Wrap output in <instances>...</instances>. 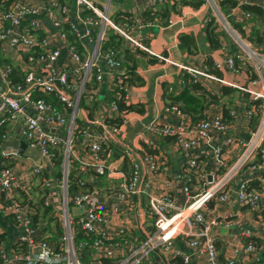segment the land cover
<instances>
[{
  "label": "built area",
  "instance_id": "built-area-1",
  "mask_svg": "<svg viewBox=\"0 0 264 264\" xmlns=\"http://www.w3.org/2000/svg\"><path fill=\"white\" fill-rule=\"evenodd\" d=\"M164 1L147 0L146 9L154 11ZM233 1L236 3L233 8L250 4L264 10V0L258 3ZM73 2L69 7L63 0H0V143L22 140L45 163L44 166L35 165L28 159L30 165L20 163L21 167L15 171L16 168L6 165L15 154L0 152V220L11 215L10 224H16L17 231L23 234L16 235L13 243L27 246V251L20 253L0 245V264H101L100 259H108L112 264H141L151 253L162 258H176L175 264H219L211 231L219 224L233 225L235 222L227 214L219 218L205 217L208 206L211 203L228 207L237 204L256 210L261 205L260 194L264 192V50L260 46L253 47L240 36L247 38L248 35L230 28L224 17L227 15L222 16L216 0H202V5L214 10L218 25L234 44V50L224 62H214L213 66L234 74L245 67L246 81H231L201 67L175 66L190 75L193 82L203 78L239 91L247 104L242 108H228L225 117L207 111L199 119H192L177 105L164 106V111L173 114L177 122L148 125L146 130L151 136L137 149L141 151L145 146L141 156L134 158L128 148L116 150L129 168L127 175L122 174L118 182L111 209L119 216L131 213L136 224H142L146 218L151 221V228L143 233L142 239L123 250L127 242H118L116 234L123 232L124 225L111 226L106 213L100 211L101 205L95 202L96 190L67 193L68 173L77 178L86 166L81 163L74 167L69 162L71 140L77 136L86 142L93 160V175H103L104 157L108 155L106 150L111 141L106 134L119 133L127 113L120 112L114 102H108L103 121L92 118L88 100L104 91L101 84L109 86L105 84L107 76L114 78L116 83L113 97L122 98L126 103L129 89L121 82L125 72L115 61L116 48L101 47L109 29L127 44L163 62L173 63L141 42V30L157 24L144 22L139 16H129L135 20L133 25L124 21L117 25L105 9L91 0ZM82 8L92 15H82ZM240 15L246 27L251 16L242 11ZM73 42H78L80 47ZM106 90L112 92V89ZM44 96L50 97L49 102ZM80 103L85 107L79 106ZM115 117L121 120L120 124L106 121ZM231 127L233 131L227 133ZM154 135L155 139H151ZM158 138H167L182 156L178 171L183 177L180 188L183 202L179 204L171 193L162 192L148 197L142 207L140 198L147 193L140 188V163H147L152 173L168 169L156 153ZM232 149L237 150V154L227 165ZM54 150L62 151L58 180L61 198L53 192L50 176L42 174V170L52 164ZM38 182L46 190L44 194L38 193L39 198L33 203L30 202L35 193L32 185ZM15 191L23 192L25 199L19 200ZM58 201L61 205L56 211L54 206ZM39 207H50L49 214L59 222L63 232L62 245L55 246L51 238L48 239L51 236L43 229L51 224L48 217L41 218L39 224L33 221L38 217ZM70 207L80 208L79 214H71ZM79 233L80 239L77 238ZM180 235L187 252L171 246L173 238ZM242 235L251 236L247 230ZM257 248V242L243 241L231 249L222 262L264 264V260L260 262ZM90 256L93 260H86Z\"/></svg>",
  "mask_w": 264,
  "mask_h": 264
},
{
  "label": "crops",
  "instance_id": "crops-1",
  "mask_svg": "<svg viewBox=\"0 0 264 264\" xmlns=\"http://www.w3.org/2000/svg\"><path fill=\"white\" fill-rule=\"evenodd\" d=\"M91 1L95 5L105 9L109 17L114 16L117 12L128 13L130 17H142L141 13L147 10V0ZM253 1L258 3V0ZM63 2L69 7L74 4L73 0H63ZM172 2L173 0H165L163 2L165 3L164 5H167V8L164 5H158L156 7V9L162 7L167 13H164L160 18L155 17L154 24H157V26L142 29L141 35L143 34V30H150V33H148L150 36L148 41L145 42V45L152 52L164 54V56L173 64L169 62H160L152 65H147L141 62L139 63L140 66L136 68L135 74L139 75L140 83H136L134 81L133 86L130 84L129 89L126 92V104H139L141 111L139 113L134 111L128 112L125 114V122L121 131L117 134H106V137L111 141L109 142L108 150H106L108 155L107 157H104V174L101 176L93 175L91 168V162H93V160L91 155H89L88 148L84 140L82 142L81 138L77 136L72 137L69 148V162L74 167L81 163H85L86 165L83 167V170H80V174L77 178H72L74 191L83 192L92 189L96 190L97 194L95 202L101 205L100 211L106 213V216L110 219L111 226L112 224L115 227L124 225L123 232L120 235L116 234L117 238L115 237L118 242L120 241V243L122 240L127 242L125 247H123V250H126L128 246L129 248L135 246L142 239L143 233L151 228V221L146 218L142 224H136V221L133 219L131 213H124L119 216L114 214L111 209L110 204L111 202H114L113 197L116 192L115 190L118 182L121 178H123L122 174L127 175L129 168L126 161L123 160V156L116 150L128 148L132 152L134 158L141 156V151L145 149V146L141 151H137V149H139L138 145H144L147 135L151 136L146 130L148 125L151 123L177 122V119L174 118L175 116L173 114L164 111V106L168 105L170 102H172L173 105H177L181 111L187 113L192 119H199L203 117L207 111L211 114H221L225 117V113L228 108L234 106L242 108L247 104V99L239 91L231 88L230 92L232 93H224L220 87L217 88L218 85L216 83L208 82L203 78H198L195 82L192 81L193 84H191L193 86L183 93L176 101L170 100L168 95L163 94L165 90L168 91V88H166L167 86H176V81L182 74L181 70H179L175 64L196 67H203L202 65L205 64L208 66L207 68L209 70L213 67L214 62L219 61L223 63L225 58L234 50L232 40L224 28L218 25L217 20L215 19L214 10L211 9L209 5L201 4L198 6L200 8L199 10L198 7L190 8L187 6H179L176 8L177 11H171L169 6ZM114 4H118L119 7L115 9L113 6ZM82 9V15L89 14L87 9ZM221 13L222 16L227 15V17H224L230 28L237 32H241L243 35H249L252 32L253 26H257L258 28L257 20L253 19H250L248 25L243 27L245 21L241 18L240 8L232 7L225 12L222 11ZM168 20L170 22L169 25L167 24ZM210 20L213 21V25L215 26L214 31L217 33L218 47L216 48H210L209 44L204 39L205 33L203 28L205 23ZM180 34H188L193 38V42L189 44V48L191 49L189 53L182 45L179 44ZM75 45L80 47L78 42H76ZM207 60L209 61L208 64L205 63ZM123 64L128 67L130 66V62H123ZM245 72V67H241L240 72L237 74L228 72L225 69L217 70V74L221 77L238 83H244L246 81L247 77ZM105 84L109 86L104 87L101 84L100 86L103 87L104 91H101L99 95L97 94V97L94 96L88 100L90 102V116L92 118L101 119L102 121L105 116V104H108V102L111 101V99H109V101L107 100L108 98L114 96V88L116 86L114 78L109 76H107ZM106 89H112V92H107ZM233 91H236L235 94H233ZM180 92L181 90H178L176 94ZM176 94H172V96ZM105 101L106 103H104ZM227 130V133L233 131L232 127ZM237 130L238 128H236L235 131ZM155 149L159 158L167 164L168 169L164 172L152 173L149 171L147 163H140L142 172L140 188L147 194L140 198L139 204L142 207H145L148 197L158 196L162 192L171 193L176 202L180 204L183 202L182 191L180 189L183 177H181L178 170L179 165L181 164L182 156L173 148V146L170 145L167 138H158ZM236 154L237 150L235 149H232L228 153L227 165L230 164ZM14 156V158L7 160L6 165L16 168L15 171L19 170L18 168L21 167L20 163L25 165L31 164V162L26 158L22 157L23 160L18 161L17 158L20 156ZM176 179H178V181H175ZM77 180L82 181L83 183L80 184ZM51 181V186L53 185V192H56L58 197L61 198L62 189L60 184H58V181L56 180L51 179ZM37 190L38 189H34V192L36 193ZM111 192H113V194L110 197ZM39 193L44 194V191ZM38 198H36L33 194L30 202L36 203V199L38 200ZM22 199H25V195L23 192H20L19 200ZM40 202L41 200L38 203ZM259 202H261V205H259L256 210L250 209L246 206H239L237 204H232L228 207L227 205L225 206V204L214 205L211 203L208 206L205 211V217L219 218L227 214L230 215V218L235 222L233 225L219 224L211 231L217 250L219 264H224L222 262L224 256H226L231 249L235 248L238 244H241L244 241V237L242 235L244 230L249 231L251 236L257 239V253H259L260 256V262L262 263L264 260V192L260 194ZM60 205L61 202H56L54 210L57 211ZM107 205H109V208ZM50 210V207H39L38 217L34 218L33 221L39 224L42 222L41 218L44 219L45 217H48V220L51 223L50 225H52L55 218H52L49 214V212H51ZM4 219H6L4 221L8 223L7 218ZM0 224V240L2 241V245L6 244L8 246L11 243L13 244L16 240L15 233L11 232L12 234H8V236H6V233H9L7 229L6 231L4 230V226L6 224H3L2 220H0ZM9 225L12 224L9 223ZM50 225H45V231L49 236H53L59 230L54 229ZM54 238H56V236ZM171 243L172 248L187 252L185 249L186 247L183 245V238L181 235L174 237ZM89 252L91 256L94 255V252L91 250ZM82 256L87 255L82 254ZM91 256L90 259L88 258L86 260H93ZM175 260L176 258L168 256L162 258L154 253H151L142 259L141 264H175ZM190 264H192V262Z\"/></svg>",
  "mask_w": 264,
  "mask_h": 264
},
{
  "label": "trees",
  "instance_id": "trees-1",
  "mask_svg": "<svg viewBox=\"0 0 264 264\" xmlns=\"http://www.w3.org/2000/svg\"><path fill=\"white\" fill-rule=\"evenodd\" d=\"M61 1V0H60ZM217 2V6L219 7V10L222 12H225L227 10H229L230 8L234 7L236 5L235 1L233 0H216ZM165 3H161L159 5L163 6ZM179 4V5H178ZM202 4V0H173V2L171 3V5L169 6V9H171V11H177L176 8H178L179 6H187L190 8H196L198 6H200ZM167 8V5H164ZM242 12H246L251 16V19L253 20H257V22L260 24L261 22L263 23L264 20V10L261 7H258L256 5H250V4H246V5H240L239 6ZM164 13H167L165 9H163L162 7H160L159 9H155L154 11L152 10H145L144 12L141 13L142 17L140 18L142 21L144 22H151L154 24V18H160L161 16H163ZM89 14L92 15V13L89 11ZM111 20L119 25L121 24V22H126L132 25L134 24L135 20L133 21L130 17L128 13H122V12H117L114 16L111 17ZM133 21V22H132ZM157 21V20H156ZM158 22V21H157ZM153 28V26H150L149 28ZM214 25H213V21H207L205 23V26L203 28V31L205 33L204 35V39L207 41V43L209 44L210 48H216L218 47V41H217V33H215L214 31ZM148 28V27H146ZM145 28V29H146ZM144 29V28H143ZM150 30H143V37H142V41L144 44L145 42L148 41L149 39V34ZM249 40L254 43V44H263L264 43V30H259L257 28V26H253L252 32L248 35ZM70 39H72V36H69ZM193 42V38L192 36L188 35V34H180L179 35V44L182 45L187 52L189 53L191 51V49L189 48V44H191ZM74 45L76 42H73ZM76 46V45H75ZM77 47V46H76ZM101 47L104 49L106 47H112V48H116L115 51V61L121 65L123 67V70L125 72L124 78L122 77V81L126 86H130V84L133 86L134 85V81L136 83H140V79H139V75L135 74L136 73V68L140 66V62L147 64V65H152V64H158L160 62H163L162 60L153 57L151 55H149L146 52H143L129 44H127L126 42H124L122 40V38L117 35L116 33H113L112 30H108L107 34H106V41L101 44ZM161 55L163 57L164 54L161 53ZM130 62V66H126L123 64V62ZM208 60L205 62L208 64ZM203 69H205L206 71L216 75V76H220L219 74H217V69L213 66L211 69L208 70V66L203 64L202 65ZM182 74L178 77V80L176 81V86L172 85V86H167L166 88H168V91H164L163 94L168 95L170 100L176 101L177 99H179V97L185 93L188 89H190L193 85L192 83V78L190 77V75H188L186 72L182 71ZM180 81V82H179ZM182 82V83H181ZM181 83V84H180ZM192 83V84H191ZM220 89L226 93V92H230L231 89L229 88H224V87H220ZM178 90H181L180 93L176 92ZM207 93V92H206ZM172 94H176L174 96H172ZM208 94V93H207ZM44 99L47 100L46 102H49L48 99H50V97L48 98V96H44ZM109 99H111L110 102H114L117 107L118 110L120 112H130V111H134V112H140L141 111V107L139 106V104H126L122 98L117 99L116 97H110L108 98L107 101H109ZM213 99V97H212ZM54 103V101H53ZM55 104L57 106H59V103L57 101H55ZM173 103L170 102L168 105H172ZM166 105V106H168ZM81 107H83L84 105H82V103H80ZM85 107V106H84ZM108 123L110 124H120L121 120L118 117H115L114 120H106ZM52 159V164L45 169L42 170V174L45 175L46 177L50 176L51 179L53 180H60V176H61V163H62V151L61 150H54L53 151V155L51 157ZM40 182L35 183L32 185V188L34 189H38L41 191H44L43 188L40 187ZM74 192V185H73V181H72V174L68 173L67 176V193H73ZM15 193L18 194V196L20 197V193L18 191H15ZM16 194V195H17ZM3 198V197H1ZM4 199V198H3ZM5 201H7L6 199H4ZM9 222L13 221V218L11 215H9L8 217H6ZM3 224H6V222L1 217ZM6 224L4 226V230L7 231L9 229H11V225ZM1 225V224H0ZM34 225V224H33ZM48 225V224H47ZM46 229V228H43ZM51 237H48V239L50 240ZM77 238H81V234L79 233L77 235ZM244 242L246 241H255L257 242V239L254 238L253 236L250 237H244L243 238ZM258 244V243H257ZM0 245H2V241L0 240ZM6 245V244H5ZM2 245V246H5ZM6 248H12L15 249V251H18L20 253H25L27 251V246L25 243H11L10 245H6ZM101 264H112V261L108 260V259H100Z\"/></svg>",
  "mask_w": 264,
  "mask_h": 264
},
{
  "label": "water",
  "instance_id": "water-1",
  "mask_svg": "<svg viewBox=\"0 0 264 264\" xmlns=\"http://www.w3.org/2000/svg\"><path fill=\"white\" fill-rule=\"evenodd\" d=\"M77 119H80L79 115L77 116ZM0 149L3 152H10L17 156L27 158L35 165H40V166L45 165L44 162L40 161L37 152L34 149L28 147L22 140L11 139L8 141H4L0 144ZM79 209L75 207H70V213L79 214L80 212Z\"/></svg>",
  "mask_w": 264,
  "mask_h": 264
},
{
  "label": "rangeland",
  "instance_id": "rangeland-1",
  "mask_svg": "<svg viewBox=\"0 0 264 264\" xmlns=\"http://www.w3.org/2000/svg\"><path fill=\"white\" fill-rule=\"evenodd\" d=\"M114 6V8L115 9H117L118 7H119V5L118 4H114L113 5ZM257 24H258V28H259V30H262V29H264V20H263V23L261 22L260 24L257 22ZM240 36L242 37V38H244L245 39V41H249L250 42V44L253 46V47H256V46H260L261 48H262V50H264V43L263 44H254V43H252L250 40H249V37H247V38H245V37H243L241 34H240ZM248 39V40H247ZM211 82V81H210ZM217 84V83H216ZM218 86H217V88L218 87H224V88H230V87H226V85H219V84H217ZM231 89V88H230ZM235 92L236 91H233V94H235ZM229 93V92H228ZM230 93H232V92H230ZM229 93V94H230ZM149 134V133H148ZM149 138V135H147V137H146V139H148ZM151 139H155V135L154 136H152L151 137ZM17 160L18 161H22L23 160V158L22 157H18L17 158ZM39 192H41V190H37L36 191V194L34 193V195L36 196V198H38V196H37V194L39 193ZM37 200V199H36ZM10 223V222H9ZM8 223V224H9ZM7 224V223H6ZM50 225V224H49ZM50 226H52L54 229H56V230H58L57 228H59V231L56 233V234H54L53 236H51V240L52 241H50L51 243H53L55 246H59V245H62V243H63V240L61 239L62 237H63V232H62V230H61V227H60V224H59V222L57 221H53L52 222V225H50ZM43 228H45V227H43ZM44 230H46V229H44ZM8 232L9 233H6V236H8V234H12L11 232H14L15 233V235H19V236H22L23 234H21V233H19L18 231H17V225L16 224H12L11 225V229H9L8 230ZM56 236V238H54ZM101 262V261H100Z\"/></svg>",
  "mask_w": 264,
  "mask_h": 264
}]
</instances>
